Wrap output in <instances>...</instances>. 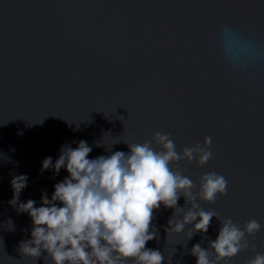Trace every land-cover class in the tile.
Listing matches in <instances>:
<instances>
[{
    "label": "water",
    "instance_id": "obj_1",
    "mask_svg": "<svg viewBox=\"0 0 264 264\" xmlns=\"http://www.w3.org/2000/svg\"><path fill=\"white\" fill-rule=\"evenodd\" d=\"M156 132L177 151L212 138L204 166L179 167L194 181L208 171L228 180L227 193L201 207L261 224L228 264L264 253V0H0V264H50L19 250L32 224L9 203L13 176L28 177L17 204L39 206L67 175L41 169L63 144L83 139L95 158L109 154L94 144L105 133L109 149L121 141L112 151L127 152ZM172 215L154 210L146 247L162 264H195L192 246L208 248L221 221L168 238Z\"/></svg>",
    "mask_w": 264,
    "mask_h": 264
},
{
    "label": "clouds",
    "instance_id": "obj_2",
    "mask_svg": "<svg viewBox=\"0 0 264 264\" xmlns=\"http://www.w3.org/2000/svg\"><path fill=\"white\" fill-rule=\"evenodd\" d=\"M21 134V133H18ZM106 134V133H105ZM96 147L105 146L108 155L89 158L92 145L81 139L75 147L65 143L53 162L42 161L41 169L58 174L63 168L67 175L53 185L51 196L42 193L37 201L20 202L26 187L27 174L10 180L13 197L20 213H27L32 228L30 239L19 243L23 256L38 258L42 254L50 264H162L159 249L146 247L156 239L152 224L154 210L173 209L165 229L168 238L184 232H207L213 217L221 221L214 240L208 248L194 244L191 255L195 264H228L230 258L249 248L247 237L261 228L256 219L242 226L231 217L221 218L214 210L200 206V201L214 203L227 193L228 180L222 174L208 171L197 181L184 174L180 161L204 166L211 158L212 138L205 136L202 145L196 143L177 151V145L167 133L156 132L143 143H126L128 151H112L103 139ZM183 197L190 205L178 206ZM211 249L214 259H210ZM255 248V245H252ZM247 264H264V253H257Z\"/></svg>",
    "mask_w": 264,
    "mask_h": 264
}]
</instances>
